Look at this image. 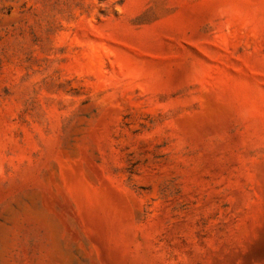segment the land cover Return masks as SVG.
Listing matches in <instances>:
<instances>
[{
	"label": "rangeland",
	"instance_id": "374dc122",
	"mask_svg": "<svg viewBox=\"0 0 264 264\" xmlns=\"http://www.w3.org/2000/svg\"><path fill=\"white\" fill-rule=\"evenodd\" d=\"M0 264H264V0H0Z\"/></svg>",
	"mask_w": 264,
	"mask_h": 264
}]
</instances>
